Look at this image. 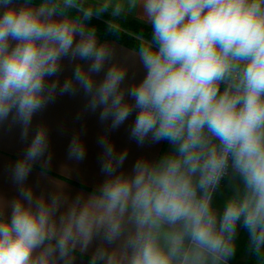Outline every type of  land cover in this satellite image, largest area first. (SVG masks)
Returning <instances> with one entry per match:
<instances>
[{"label": "clouds", "instance_id": "1", "mask_svg": "<svg viewBox=\"0 0 264 264\" xmlns=\"http://www.w3.org/2000/svg\"><path fill=\"white\" fill-rule=\"evenodd\" d=\"M135 10L151 37L121 59L89 22L109 14L117 34ZM66 58L89 63L61 86ZM129 58L145 74L126 83ZM79 89L110 130L135 113L130 139L172 148L124 171L127 151L102 136L103 181L65 206L26 184L48 153L38 127L10 170L17 196L0 194V264H75L94 244L90 264H229L239 227L264 260V0H0V126L27 140L37 113ZM68 157L84 159L79 136Z\"/></svg>", "mask_w": 264, "mask_h": 264}, {"label": "crops", "instance_id": "2", "mask_svg": "<svg viewBox=\"0 0 264 264\" xmlns=\"http://www.w3.org/2000/svg\"><path fill=\"white\" fill-rule=\"evenodd\" d=\"M127 15L139 19L140 10H135ZM107 42L115 46L117 55L121 59L131 54L132 49L130 48L115 41ZM127 62L129 76L126 83H131L133 78L137 81L142 79L145 74L142 66L134 64L131 58ZM62 63L63 70L59 74L61 86L65 79L71 77L76 64L82 63L87 68L89 62L70 61L66 58ZM95 78L102 79L103 72ZM51 79H56V77ZM87 102L88 97L82 89H79L75 94H58L53 102H50L44 110L33 117L27 140L21 139L22 127L20 125L5 123L0 126V194L8 199L17 196V187L12 180L10 170L15 162L22 157L36 129L41 126L47 129L49 136L48 153L44 159H47L49 153L51 159L47 164L44 159L36 161L26 184L32 187L37 196L59 195L65 201V206L67 202L77 196L89 199L91 193L103 181L104 175L100 170L103 149L98 143L102 136L107 135L118 152L127 151L128 156L123 165L124 171H130L138 158L155 160L171 150L172 146L167 141L155 144L146 143L140 146L130 139V127L134 122L135 113L119 128L110 130V121L101 122L99 118L101 109L92 112L86 108ZM74 136H79L85 145V157L81 161H75L68 157L69 144ZM231 195L232 187L227 178L222 187L214 194V207L222 212L226 200ZM94 247L95 244L84 253L79 252L80 249L77 248L75 264H90ZM229 263L264 264V260H257V257L249 249V236L242 227L238 228L236 253Z\"/></svg>", "mask_w": 264, "mask_h": 264}, {"label": "trees", "instance_id": "3", "mask_svg": "<svg viewBox=\"0 0 264 264\" xmlns=\"http://www.w3.org/2000/svg\"><path fill=\"white\" fill-rule=\"evenodd\" d=\"M110 19L109 14H104L100 18L94 17L89 22L97 27L101 41H115L133 50L138 46V40L142 38L141 36L151 37L152 27L149 23L128 15L121 21L124 30L113 34L107 29V23Z\"/></svg>", "mask_w": 264, "mask_h": 264}, {"label": "built area", "instance_id": "4", "mask_svg": "<svg viewBox=\"0 0 264 264\" xmlns=\"http://www.w3.org/2000/svg\"><path fill=\"white\" fill-rule=\"evenodd\" d=\"M227 179V177L224 179V180H222V182H221V185H220V187H219V189L222 187V185H223V183H224V181ZM218 189V190H219ZM229 264H231V263H229Z\"/></svg>", "mask_w": 264, "mask_h": 264}]
</instances>
